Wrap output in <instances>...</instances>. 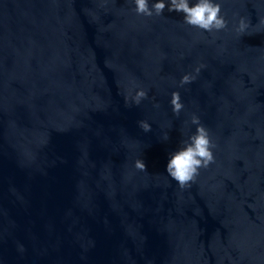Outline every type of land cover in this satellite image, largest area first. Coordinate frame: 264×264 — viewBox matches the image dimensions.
Segmentation results:
<instances>
[{
  "label": "water",
  "instance_id": "95a60500",
  "mask_svg": "<svg viewBox=\"0 0 264 264\" xmlns=\"http://www.w3.org/2000/svg\"><path fill=\"white\" fill-rule=\"evenodd\" d=\"M219 2L209 34L128 0H0V264H264V0ZM130 81L159 109L126 107ZM192 112L214 162L180 188L164 167Z\"/></svg>",
  "mask_w": 264,
  "mask_h": 264
},
{
  "label": "clouds",
  "instance_id": "9594fccd",
  "mask_svg": "<svg viewBox=\"0 0 264 264\" xmlns=\"http://www.w3.org/2000/svg\"><path fill=\"white\" fill-rule=\"evenodd\" d=\"M131 11L137 16L146 18L161 17L165 10L167 13H176L181 22L191 28H196L203 33H215L225 30L228 21L222 14L219 0H128ZM264 24V18L260 21ZM249 21L241 15L234 19L233 31L239 36L249 29ZM203 65L192 68L191 71L184 72L178 81L177 87L183 88L192 84L198 77ZM168 106L173 117H179L185 112V103L181 98V93L177 90L169 94ZM151 102L154 109H159V101L155 96L149 95V88L135 81H130L124 96L126 107L140 106L142 101ZM183 129L180 131V139L177 147L167 154L164 172L177 183L180 188L190 186L196 180L201 169H206L214 162V149L216 148L210 132L201 122L200 116L195 112L187 115V119L182 122ZM138 128L148 133L152 130L151 124L141 119L137 121ZM170 128V125H166ZM191 127V131L187 129ZM162 141H168V131L160 134ZM132 166L139 171H146V165L142 158L133 161ZM23 250V246H20Z\"/></svg>",
  "mask_w": 264,
  "mask_h": 264
}]
</instances>
